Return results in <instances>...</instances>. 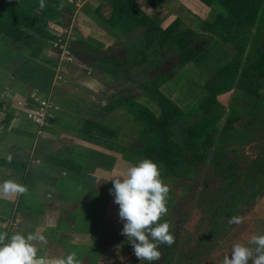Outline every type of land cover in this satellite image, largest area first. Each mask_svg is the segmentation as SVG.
Wrapping results in <instances>:
<instances>
[{
  "label": "rangeland",
  "instance_id": "rangeland-1",
  "mask_svg": "<svg viewBox=\"0 0 264 264\" xmlns=\"http://www.w3.org/2000/svg\"><path fill=\"white\" fill-rule=\"evenodd\" d=\"M3 1L8 5L3 14L10 20L19 16L20 11L35 21L42 17L46 21L45 31L51 35L46 38L35 34L40 40L39 52L25 53L26 78L34 80V74L39 86L46 89L56 72L62 43L71 60L108 69L123 79L122 86L112 91L116 104L123 105L126 99L137 100L158 118L166 112L174 142L187 148L194 145L188 132L203 118V100L208 95L210 80L231 59H241L239 73L224 80L223 90L215 95V110L211 115L218 116V120L214 122L216 131L211 140L203 146H207L205 156L189 175L164 177L170 186L168 213L164 217L169 219L175 237L173 264H220L235 242L246 243L251 235L264 233V173L253 181L246 169L264 151V0H244L259 8L255 22L246 28L223 24L218 15L225 14L226 9L218 0H174L164 10L147 13L141 9L160 30L153 31L157 40L145 59L140 58L144 43L141 30L147 23L133 28L113 23L118 33L114 31L117 35L110 39L105 51L101 49L104 43L83 38L89 32L101 37L98 17L111 10L109 0H104L92 17L83 7L80 10L84 13L79 14L76 6L79 0H59L44 15L36 0ZM79 16L82 24L86 22L88 26L74 27ZM93 17L96 24L87 20ZM9 41L0 35V45ZM245 65L250 70H244ZM144 84L150 88L144 89ZM236 117L240 137L229 135L225 142L221 141L220 130L229 119ZM249 118L253 124H248L251 127L245 130L242 126ZM125 126L132 129L124 163L120 166L122 171L143 158H154L161 163L160 156L144 155L143 148L152 147L158 141L151 129L140 122ZM32 176L29 173L23 183L28 192L22 195L20 205L23 196L27 200L31 196L29 179ZM104 176L108 181L111 178L109 173ZM112 187V182H102V192L107 189L111 199L96 198L97 202L91 200L80 210L77 202L54 198L49 199L48 207L62 211L52 216L59 219V227H68L75 218L82 227L75 232L79 247L69 251L77 253L81 264H146L147 261L135 256L127 237L121 234L124 222L119 219V206L110 194ZM74 209L77 215H73ZM234 215L244 216L245 222L229 225L228 220ZM47 217L44 215L45 223ZM55 219L52 218V223ZM69 229L63 228L57 237H72L73 231ZM161 259L154 264H163Z\"/></svg>",
  "mask_w": 264,
  "mask_h": 264
},
{
  "label": "crops",
  "instance_id": "crops-1",
  "mask_svg": "<svg viewBox=\"0 0 264 264\" xmlns=\"http://www.w3.org/2000/svg\"><path fill=\"white\" fill-rule=\"evenodd\" d=\"M103 1L84 0L81 7L92 17ZM172 1L136 2L148 13L171 7ZM81 7L78 8L80 15L84 13ZM110 9L98 17L102 24L99 27L101 37L92 35V32L88 34L92 36H83L86 41L104 43L103 51L107 50L108 42L117 35L114 31L118 30L110 21L112 6ZM76 19L74 27H79L82 24L81 16ZM87 20L95 23V17ZM82 25L88 26V23L83 22ZM26 52L29 54L27 50L23 52L24 61L9 60L5 65H0V184L6 180L23 184L31 173L33 176L29 181L32 190L28 200L23 196L21 205L22 195L11 194L0 198V232L9 235L15 232L43 234L48 241L42 249L43 255L50 258L66 256L70 249L79 247L75 232L82 227L77 225L76 218L68 227H59V219L52 216L62 211L48 207L49 199L77 202L80 210L93 198H109L107 189L102 192V182H112L113 176L127 171L123 172L120 168L132 129L125 125L135 122L121 103L113 101L112 91L115 92L123 83V79L113 71L71 60L60 76L54 73L52 78L49 74L51 79L47 88L41 90L34 74V80H25ZM102 88L105 90L101 91ZM45 97L50 98L52 107L49 109L48 123L38 134L29 112L37 109L38 100ZM107 130L114 133L108 134ZM107 173L111 175L109 181L104 176ZM76 211L74 209L73 215H77ZM44 215L48 216L46 223ZM52 218L55 219L53 223ZM63 228H70L73 236L67 239L57 237V232H62Z\"/></svg>",
  "mask_w": 264,
  "mask_h": 264
},
{
  "label": "trees",
  "instance_id": "trees-1",
  "mask_svg": "<svg viewBox=\"0 0 264 264\" xmlns=\"http://www.w3.org/2000/svg\"><path fill=\"white\" fill-rule=\"evenodd\" d=\"M40 4V0H36ZM112 6V12L110 15V21L124 25L126 28H133L140 24L147 23L143 28L141 37H143V49L141 50L140 58L145 59L148 57L151 45L157 38L153 36V31H160L157 24H152L151 19L141 10L140 5L135 0H109ZM45 7L41 9L42 15L46 14L50 9V6L59 4V0H44ZM226 9L225 14H219V20L223 24L232 26L239 25L241 27H249L254 22L258 15L259 8L244 0H218ZM8 8V5L3 0H0V35L3 34L10 39L8 43L0 45V65L9 60H23L25 55L23 52L27 50L29 55H35L39 52L38 45L40 43L39 38L35 35L51 37L49 33L45 31L46 21L42 17L38 20H33V17L29 14L22 13L20 11L19 16H15L14 20H10L3 12ZM24 12V11H23ZM150 22V23H149ZM247 25V26H245ZM154 29V30H153ZM113 58V57H112ZM24 61V60H23ZM241 66V59H231L227 62L210 80L208 86V95L203 100V118L200 122L194 124L193 128L189 130L188 136L190 140H194V145L191 148L182 146L180 143L174 142L172 133L169 128V116L164 112L162 118H158L154 113L149 110L145 105L136 101L127 100L123 103L124 108L132 116L134 122H140L142 126L149 127L153 134H155L156 140H158L152 147L146 146L143 148L144 155L160 156L161 164L163 165L162 177L166 176H186L189 175L193 167L201 162L202 157L206 154L207 146L203 148L212 138L214 128V122H217L218 116L213 119L212 112L215 110V95L222 91L221 85L224 80H230L236 74L239 73ZM244 70H250V67H244ZM29 77V76H28ZM29 81V78H25ZM144 89L150 88V85H142ZM42 90V88H40ZM247 89L253 92V88ZM255 94L257 93L255 89ZM236 118L229 119L219 132V138L225 142V139L229 135L234 137H240L238 135V128L236 126ZM238 120V119H237ZM253 119L249 118L247 123L242 126L247 130L253 124ZM108 134H113L114 131L107 130ZM211 132V134H210ZM126 151V150H125ZM124 151V152H125ZM135 164V163H134ZM66 165H68L66 163ZM69 166V165H68ZM248 170L247 176L253 181L259 179L261 174L264 173V151H261L256 158L246 167ZM93 202L96 198L92 199ZM162 219L169 221L168 218ZM170 222V221H169ZM172 232V229H170ZM162 263L173 264V255L175 251V243L171 246L161 245ZM155 262H153L154 264ZM149 264V262H146Z\"/></svg>",
  "mask_w": 264,
  "mask_h": 264
},
{
  "label": "clouds",
  "instance_id": "clouds-1",
  "mask_svg": "<svg viewBox=\"0 0 264 264\" xmlns=\"http://www.w3.org/2000/svg\"><path fill=\"white\" fill-rule=\"evenodd\" d=\"M40 0L39 7H45ZM163 165L154 158H143L128 167L126 173L111 178L114 203L119 206V219L123 221L121 234L126 236L135 256L153 264L161 259V245L171 246L175 237L172 225L162 218L168 213L170 186L162 177ZM26 185L15 180L0 184V198L11 194L23 195ZM245 217L234 215L229 225H242ZM48 241L35 232H0V264H81L77 253L48 257L41 254ZM220 264H264V233L253 234L247 242H235L230 253H225Z\"/></svg>",
  "mask_w": 264,
  "mask_h": 264
},
{
  "label": "built area",
  "instance_id": "built-area-1",
  "mask_svg": "<svg viewBox=\"0 0 264 264\" xmlns=\"http://www.w3.org/2000/svg\"><path fill=\"white\" fill-rule=\"evenodd\" d=\"M82 0H79L76 2V6L81 7ZM84 1V0H83ZM67 29H65L66 31ZM60 40V39H59ZM58 42V41H57ZM57 42L54 43V45H57ZM60 48V59L58 60V65L56 68L55 75L60 76L63 73V69L66 65H68L67 61L70 59L69 62H71V56L69 57V53L67 52L65 46L61 43ZM52 107V102L49 97H45L43 99L38 100L37 109L29 112V116L33 119L34 123L37 126V133H42V128L48 123L49 119V109ZM14 222H11L13 224Z\"/></svg>",
  "mask_w": 264,
  "mask_h": 264
}]
</instances>
